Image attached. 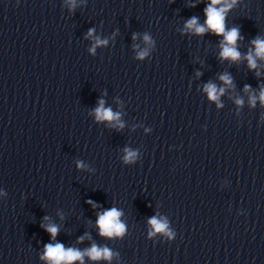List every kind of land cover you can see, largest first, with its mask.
Listing matches in <instances>:
<instances>
[{"label": "clouds", "instance_id": "1", "mask_svg": "<svg viewBox=\"0 0 264 264\" xmlns=\"http://www.w3.org/2000/svg\"><path fill=\"white\" fill-rule=\"evenodd\" d=\"M236 0H232L231 4L227 3V0H211V3L205 8L206 22L205 26H201L197 22L196 17H192L187 21L185 28L189 31H193L196 34H203L208 30H211L217 35H223L224 41L221 44V58L231 59L236 61L240 59V53L236 49V42L239 38V30L237 28H232L231 30H225V13L229 8L235 4ZM224 3V7L217 8L216 5ZM92 35V31H89V36ZM135 39V36L133 37ZM144 40L146 43H150L149 36L145 35ZM106 41L96 40V44H105ZM255 45V57L264 59V41H261L259 38L252 42ZM94 51V49H93ZM147 54L146 51L139 53L140 58H143ZM253 53L250 51L246 59L250 68H256V60ZM222 81L226 84H231V79L227 75L220 77ZM247 91V87L245 89ZM205 91L208 93L209 98L212 100H218L219 95H222L224 89L221 88L217 90L214 84L209 83L205 86ZM260 99L264 102V90L261 91ZM240 103V101H237ZM252 103H255V97L252 98ZM96 119L98 121H116L119 123V114L113 113L111 109L104 108V102L101 100L99 102V107L95 110ZM119 127H123V124H119ZM125 162H130L135 159L136 154L126 150ZM83 165L78 164V167ZM122 215L120 211L115 208L107 210L103 214L98 216L97 224L100 229V234L102 236L112 237L114 235H122L125 231V226L120 222L119 217ZM149 224L154 228L155 232H166L167 224L166 222L158 220L156 217L150 219ZM53 238H55L58 228L54 225H49L46 229ZM152 233H150L151 235ZM46 255L42 259H48L52 264H71V262L80 260L83 264V257L87 255L92 260L106 259L110 260L112 258V252L107 248H98L96 245H93L90 249L85 252H80L76 249H65L62 244H48L45 246Z\"/></svg>", "mask_w": 264, "mask_h": 264}]
</instances>
